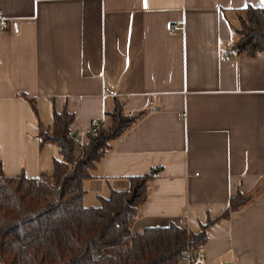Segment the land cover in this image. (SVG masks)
Wrapping results in <instances>:
<instances>
[{
	"label": "crops",
	"instance_id": "obj_1",
	"mask_svg": "<svg viewBox=\"0 0 264 264\" xmlns=\"http://www.w3.org/2000/svg\"><path fill=\"white\" fill-rule=\"evenodd\" d=\"M248 6L264 1L0 0L3 173L48 178L60 156L39 123L66 109L81 141L119 97L144 114L91 171L83 203L154 170L134 226L185 218L197 232L241 193L201 249L206 264H264V51L227 57L225 46Z\"/></svg>",
	"mask_w": 264,
	"mask_h": 264
},
{
	"label": "trees",
	"instance_id": "obj_2",
	"mask_svg": "<svg viewBox=\"0 0 264 264\" xmlns=\"http://www.w3.org/2000/svg\"><path fill=\"white\" fill-rule=\"evenodd\" d=\"M234 31L237 38L226 48L229 56L264 51V6L246 7ZM21 96L37 112L35 99ZM143 114H130L124 101L113 96L105 119L80 141L72 136L73 114L66 109L54 111L47 129L38 126L41 140L54 143L60 156L54 158L48 178L31 179L24 173L6 176L0 159V264H177L185 259L183 251L203 247L211 224L246 203L248 196L237 193L221 214L197 232L189 229L185 218L134 229L153 176L147 172L128 177V190L111 188L98 205L86 206L85 180L92 178L91 171L111 142Z\"/></svg>",
	"mask_w": 264,
	"mask_h": 264
},
{
	"label": "built area",
	"instance_id": "obj_3",
	"mask_svg": "<svg viewBox=\"0 0 264 264\" xmlns=\"http://www.w3.org/2000/svg\"><path fill=\"white\" fill-rule=\"evenodd\" d=\"M7 25H8L7 19L0 18V26L5 28ZM173 29H180V27L173 25ZM225 46L228 48L230 46V43L227 42ZM226 56L229 57L228 54H226ZM109 93L110 91L107 90V94ZM97 125H98V122L96 120H93L92 126H97ZM182 255L185 257L187 264H206V258L201 248L198 250L192 251V252L183 251Z\"/></svg>",
	"mask_w": 264,
	"mask_h": 264
},
{
	"label": "rangeland",
	"instance_id": "obj_4",
	"mask_svg": "<svg viewBox=\"0 0 264 264\" xmlns=\"http://www.w3.org/2000/svg\"><path fill=\"white\" fill-rule=\"evenodd\" d=\"M234 38L236 37V36H233ZM236 39V38H235ZM49 146H51V148H55V145H49ZM55 151H56V149H55ZM56 156H57V154H56ZM94 194H92V193H88L87 195H85V200H84V204H87V203H89L88 201L91 199V197H93L94 198V196H93ZM91 201V200H90ZM93 201V203H95V200H92ZM134 229H137L135 226H134Z\"/></svg>",
	"mask_w": 264,
	"mask_h": 264
},
{
	"label": "water",
	"instance_id": "obj_5",
	"mask_svg": "<svg viewBox=\"0 0 264 264\" xmlns=\"http://www.w3.org/2000/svg\"><path fill=\"white\" fill-rule=\"evenodd\" d=\"M72 136L75 137V136H76V132H74V133L72 134ZM154 172H155L154 170H151V171H150L151 174H153ZM134 194H135V193L133 192L132 195H131V197L127 200V203H128V204H131V203H132V201H133V199H134Z\"/></svg>",
	"mask_w": 264,
	"mask_h": 264
}]
</instances>
